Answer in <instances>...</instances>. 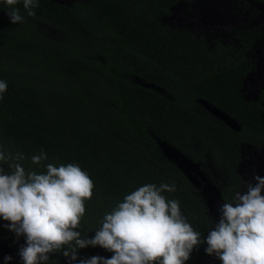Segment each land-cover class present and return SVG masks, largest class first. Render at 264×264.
Wrapping results in <instances>:
<instances>
[{
    "label": "trees",
    "instance_id": "1",
    "mask_svg": "<svg viewBox=\"0 0 264 264\" xmlns=\"http://www.w3.org/2000/svg\"><path fill=\"white\" fill-rule=\"evenodd\" d=\"M180 1L191 0H39L34 16L15 5L25 17L16 25L0 3V79L8 84L0 144L23 153L26 170H45L31 162L43 150L42 164L73 163L88 173L94 188L81 231L89 238L106 212L148 183H174L175 192L162 194L178 200L206 237L219 220L206 188L218 189L221 203L230 201L242 185L241 144L264 147V94L248 100L242 91L254 68L246 54L253 35L242 34L239 45L210 46L162 21ZM166 150L190 159L195 173ZM23 243L0 221V250L14 246L17 264ZM205 247L194 248L186 264H221ZM57 254L62 258L49 264H66ZM111 255L99 246L78 250V258Z\"/></svg>",
    "mask_w": 264,
    "mask_h": 264
},
{
    "label": "clouds",
    "instance_id": "2",
    "mask_svg": "<svg viewBox=\"0 0 264 264\" xmlns=\"http://www.w3.org/2000/svg\"><path fill=\"white\" fill-rule=\"evenodd\" d=\"M7 6L11 24L25 19L15 5L22 3L27 16H34L39 0H0ZM0 79V100L7 91ZM41 150L31 157L38 172L19 162L24 154L6 151L0 144V220L25 243L18 256L22 264H49L60 253L67 264H186L194 248L204 243L207 255L221 264H264V177L253 175L243 181L231 197L219 206V220L207 236L194 230L180 203L164 192H175L174 183L144 184L126 194L98 221L91 238L81 231L85 202L94 183L78 164H42ZM99 246L111 252L109 258H78V250ZM4 264L13 257L6 255Z\"/></svg>",
    "mask_w": 264,
    "mask_h": 264
},
{
    "label": "rangeland",
    "instance_id": "3",
    "mask_svg": "<svg viewBox=\"0 0 264 264\" xmlns=\"http://www.w3.org/2000/svg\"><path fill=\"white\" fill-rule=\"evenodd\" d=\"M71 3L77 0H57ZM162 21L178 28H183L201 35L213 46L216 41L239 45L241 35L247 31L255 39L247 51V56L254 62V68L243 81V95L254 100L260 93L264 94V3L260 0H191L180 1L171 7L170 14ZM264 104V101H263ZM264 117V113H263ZM184 170L195 173L197 166L180 152L166 150ZM241 160L237 166L242 182L252 180L253 175L264 177V147L257 148L248 143L240 147ZM217 177L219 173L213 163L207 161ZM221 176V175H220ZM212 186V185H210ZM210 192V207L216 210L222 203L218 197V189L206 188ZM246 187L241 185V192ZM213 210V211H214ZM3 223L8 221L0 220ZM62 257L59 255V259ZM67 264V261H66Z\"/></svg>",
    "mask_w": 264,
    "mask_h": 264
},
{
    "label": "flooded vegetation",
    "instance_id": "4",
    "mask_svg": "<svg viewBox=\"0 0 264 264\" xmlns=\"http://www.w3.org/2000/svg\"><path fill=\"white\" fill-rule=\"evenodd\" d=\"M186 2H187V1H186ZM245 33H247V31L243 32V34H245ZM8 223H9V222H7V223H3V222H1L2 225H6V224H8ZM23 244H24V243H23ZM23 244H21V245H23ZM1 248H3V249L0 250V251H1V252H0V256H2L3 258L6 256L7 253H9V255L12 256V257L14 258L15 255H16V253H17L15 247L12 246V245H8V244H6V245H2ZM19 248H20V247H19ZM18 250H19V249H18ZM50 258H53V259H55V260H56V259L59 260V255H58L57 253H55V254H52ZM18 259H19V258H17V262H18ZM13 261H14V260H13ZM14 263L17 264L16 261H14ZM20 264H22V263H20Z\"/></svg>",
    "mask_w": 264,
    "mask_h": 264
},
{
    "label": "water",
    "instance_id": "5",
    "mask_svg": "<svg viewBox=\"0 0 264 264\" xmlns=\"http://www.w3.org/2000/svg\"><path fill=\"white\" fill-rule=\"evenodd\" d=\"M209 107V105H208ZM212 112L215 113L216 115L220 116L226 123L230 124L231 126L236 127V123L233 119H231L228 115H225L223 112L218 111L214 108H211ZM6 255H9V253H7Z\"/></svg>",
    "mask_w": 264,
    "mask_h": 264
}]
</instances>
